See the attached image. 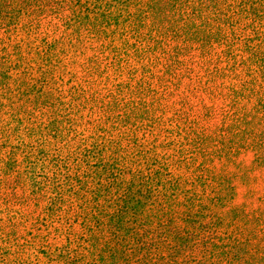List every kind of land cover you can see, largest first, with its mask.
Returning a JSON list of instances; mask_svg holds the SVG:
<instances>
[{
  "label": "trees",
  "instance_id": "1",
  "mask_svg": "<svg viewBox=\"0 0 264 264\" xmlns=\"http://www.w3.org/2000/svg\"><path fill=\"white\" fill-rule=\"evenodd\" d=\"M15 1L0 0V264H264V219L230 205L234 175L209 167L236 145L264 161V127L239 123L264 113V0H84L74 15L80 1ZM145 57L153 67H136ZM131 78L153 100L171 84L161 96L187 101L162 135L153 119L104 142L114 120L130 123L108 110L126 107ZM206 96L227 111L222 146L199 129L215 111Z\"/></svg>",
  "mask_w": 264,
  "mask_h": 264
},
{
  "label": "rangeland",
  "instance_id": "2",
  "mask_svg": "<svg viewBox=\"0 0 264 264\" xmlns=\"http://www.w3.org/2000/svg\"><path fill=\"white\" fill-rule=\"evenodd\" d=\"M74 1H80L79 3H76L74 6L75 11H70L68 13L76 14L79 11L81 1L84 2V0H73L71 4L74 3ZM9 2H16L15 0H9ZM104 4V3H103ZM2 33V31H0ZM23 35L21 33H18L15 35V37L20 38ZM120 37V35L117 33L115 35V38ZM123 39V38H122ZM133 39H131V42ZM117 44L119 46L118 40H115L113 42V45ZM122 47V46H121ZM124 52L129 53L128 47L122 48ZM24 56L26 54L24 53ZM134 62L135 58H130V66L132 67V72L134 73L136 70L134 69ZM136 67H140L142 69L143 67L146 68H152L153 65H149L148 57L141 58V61L135 64ZM137 80L130 79L126 85V87L121 88V93L118 95V100L120 102V105H123L126 103V107L124 109H117L114 110L113 108L109 109L108 111H121L124 115V118H129L130 123L128 125H124L122 122L118 121L117 119L114 120V128L113 130L106 131V135L103 136L104 142H117L120 139L125 138L127 135H142L143 131H146L149 126L151 125L153 119L164 121L160 125V134L162 135V131L164 127L171 129L176 127L175 121H169V118L171 117V111H173V108H179L178 111H182V103L187 101L185 93L180 89L179 93L171 94L169 95L170 98L166 99L163 96H161L162 93L168 92L171 89V84L168 86L162 85L160 87L154 86L153 89H156L158 93L156 94V99L153 100L152 94L148 95L149 93L144 90V85L141 84V87H135V83ZM75 86H79V81H74ZM115 84H113L112 81L108 83H102L101 85H98L97 91L98 94L101 95V89L103 88L105 93H107L110 89L114 87ZM169 87V88H167ZM167 88V90H166ZM67 89V88H65ZM95 89V87H94ZM139 91L141 94H139ZM105 94L104 92H102ZM141 97V98H140ZM101 99V98H100ZM157 99L158 103L157 104ZM211 102H209V97L206 96L204 102L209 103L210 106L215 108V111L212 112V116L210 115L208 118H205L202 116L201 123L199 124V129L203 128L205 129L206 134H212L214 129L217 128L216 132V141L218 145H220L221 141L224 138L231 137L230 134H228L227 130V123L223 122L222 120H226L224 117L225 111L223 106V100L218 97L216 98H210ZM61 101L65 102V106L68 105V96L66 95V91L61 96ZM62 102V103H63ZM109 99L106 98L102 101V104L108 103ZM146 102H150V104H154L155 111H153V108L150 106L148 108H144L146 105ZM148 110V111H147ZM243 115L244 120L239 121L240 125L244 126L247 125L245 121H250L252 125L254 126V131H258L261 127H264V113L258 112V111H246ZM85 113H89L90 111L85 110ZM201 111H191V119H194L196 115H201ZM93 118H97V114L93 115L91 117V120L93 121ZM97 123V122H95ZM111 128V127H110ZM126 128V132L121 133L123 129ZM80 128H78L79 130ZM83 132V137H85L88 140H91V131L87 128L81 129ZM118 130V131H117ZM182 133V132H181ZM180 134H175L172 136V140L176 142L175 149L181 148L180 141L182 139ZM195 134L193 131L191 133V137ZM184 136V134L182 133ZM79 139H83L82 137H78ZM198 144H200L198 142ZM204 144H207V141L204 142ZM209 146V144H208ZM222 146V145H220ZM194 148V146H193ZM211 148V145L209 146V150ZM234 149V148H233ZM232 149V150H233ZM247 147L245 149H241L237 151V145L235 146V149L230 154H220L224 152V150H214L211 152L209 156V167L212 170H215L217 174H226V175H234L233 185H234V192H235V198L230 202V205H241L243 207V211L248 215L249 218H255L260 217V219H264V161H260L256 154L254 158V153L252 151H246ZM107 155L110 152V148L106 146ZM216 151H219L218 154H215ZM176 155L180 156V159L185 158L186 156L182 154H179L176 150ZM238 153V154H237ZM213 159V160H212ZM237 160H240L239 166H237ZM237 171L239 178L237 177ZM256 222L252 223V226H255ZM245 232L243 229V226L237 221V243L238 239L242 238L244 236ZM260 238H262V235H260ZM261 245H264L263 242L260 243Z\"/></svg>",
  "mask_w": 264,
  "mask_h": 264
}]
</instances>
